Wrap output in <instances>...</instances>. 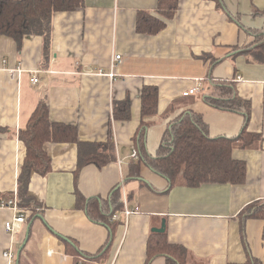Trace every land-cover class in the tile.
I'll list each match as a JSON object with an SVG mask.
<instances>
[{
  "label": "crops",
  "instance_id": "1",
  "mask_svg": "<svg viewBox=\"0 0 264 264\" xmlns=\"http://www.w3.org/2000/svg\"><path fill=\"white\" fill-rule=\"evenodd\" d=\"M84 4L55 13L49 54L40 35L25 37L21 47L0 36V201L16 194L26 217L9 231L5 224L16 212L0 207V264H167L166 255L148 260L147 253L152 233L165 232L194 254L185 264L243 263L250 256L264 264V219L240 216L250 203L264 202V0H178L170 18L159 0ZM142 13L166 25L139 31ZM116 54L122 59L112 79ZM36 71L40 80L33 83ZM200 81L201 93L183 95ZM223 84L249 103L247 129L263 137L260 147L233 150L247 163V179L173 186L148 159L157 157L180 115L200 114L211 137H236L244 128L243 111L208 101ZM145 86L158 87L159 98L156 115L142 118ZM127 99L130 116L116 118L115 104ZM40 102L53 122L76 125L82 143L46 142L51 169L29 173L22 200L26 148L19 130ZM126 206L139 211L127 219ZM163 219L165 231H153ZM9 249L12 258L4 256Z\"/></svg>",
  "mask_w": 264,
  "mask_h": 264
},
{
  "label": "trees",
  "instance_id": "2",
  "mask_svg": "<svg viewBox=\"0 0 264 264\" xmlns=\"http://www.w3.org/2000/svg\"><path fill=\"white\" fill-rule=\"evenodd\" d=\"M178 0H159L160 7H167V18L177 7ZM84 0H0V36L13 38L19 47L29 35H40L44 40V52L50 53L52 39V21L58 11H75L84 7ZM166 23L151 15L138 16L137 28L142 32L155 33ZM33 76V74H32ZM221 93L208 99L216 106L226 110L243 111L246 122L242 132L236 137H211L208 125L200 114L184 112L165 134V142L159 148L156 158L148 163L160 173L168 176L172 185L198 186L203 183L242 184L247 179V163L233 157L235 148L260 147L261 134L247 129L250 106L234 96V89L223 84L216 85ZM220 95V96H219ZM159 90L156 86H145L142 92V118L154 115L158 108ZM131 101L129 99L115 104V117L128 118ZM19 138L24 143L26 155L21 164L19 178L20 195L27 196L29 173L32 171L46 174L51 169V157L44 144L53 142L82 143L76 125L50 120L48 107L40 102L26 127L19 130ZM144 147L140 145L143 152ZM92 160V159H91ZM99 165L100 159L94 156ZM81 166V165H80ZM22 204V203H21ZM19 202V205H21ZM264 219V202L256 201L247 205L240 216ZM148 260L154 255H166L167 264H185L187 258H195L185 246L172 244L165 233H152L148 242ZM77 254V253H75ZM263 264L254 256L243 263Z\"/></svg>",
  "mask_w": 264,
  "mask_h": 264
},
{
  "label": "built area",
  "instance_id": "3",
  "mask_svg": "<svg viewBox=\"0 0 264 264\" xmlns=\"http://www.w3.org/2000/svg\"><path fill=\"white\" fill-rule=\"evenodd\" d=\"M122 59V55L121 54H116L112 61H111V69L110 71L107 73V75L110 78H115L116 76V68H117V63L119 61H121ZM20 71V70H19ZM99 74H104L103 70H99L98 72ZM239 78L241 79L242 77L239 76ZM33 83H38L40 78L37 74V71L33 74L32 78H31ZM204 89V83L202 81H200L198 84H196V86L186 90L183 92L184 96H190L193 94H199L202 92V90ZM132 157H138V150L137 148L133 149V154ZM0 207L2 208H11L13 211L16 212L15 217L12 220H8L5 224L7 230L9 231H15L17 229V227L22 224L23 222L26 221V217L24 215V212L22 210V208L20 207L19 203H18V197L15 194V196L13 198H9L7 200H1L0 201ZM139 211V206H136L135 208H129V207H125L124 208V215L125 217L128 219L132 214H134L135 212ZM4 256L7 258H12L14 257V254L12 252L11 249L6 250L4 252Z\"/></svg>",
  "mask_w": 264,
  "mask_h": 264
},
{
  "label": "water",
  "instance_id": "4",
  "mask_svg": "<svg viewBox=\"0 0 264 264\" xmlns=\"http://www.w3.org/2000/svg\"><path fill=\"white\" fill-rule=\"evenodd\" d=\"M165 229H166V220L163 219L162 226L160 228H153V231H155V232H164ZM29 231H30V225L28 226L27 237H26V240H25L24 244L26 243V241L28 239ZM62 237L65 238L66 240L70 241L67 237H64V236H62ZM24 244H23L22 248L24 247ZM22 248H20V250H19L18 258H19V255H20V252H21Z\"/></svg>",
  "mask_w": 264,
  "mask_h": 264
},
{
  "label": "rangeland",
  "instance_id": "5",
  "mask_svg": "<svg viewBox=\"0 0 264 264\" xmlns=\"http://www.w3.org/2000/svg\"><path fill=\"white\" fill-rule=\"evenodd\" d=\"M37 72H38V71H37ZM155 115H156V114H155ZM135 213H136V212H135ZM132 215H133V214H132ZM129 218H130V217H129ZM129 218H128V219H129Z\"/></svg>",
  "mask_w": 264,
  "mask_h": 264
}]
</instances>
